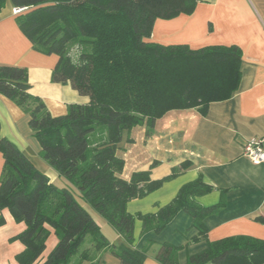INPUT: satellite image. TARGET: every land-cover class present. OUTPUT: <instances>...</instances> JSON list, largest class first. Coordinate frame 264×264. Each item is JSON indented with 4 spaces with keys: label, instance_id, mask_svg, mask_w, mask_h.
Listing matches in <instances>:
<instances>
[{
    "label": "trees",
    "instance_id": "16d2710c",
    "mask_svg": "<svg viewBox=\"0 0 264 264\" xmlns=\"http://www.w3.org/2000/svg\"><path fill=\"white\" fill-rule=\"evenodd\" d=\"M24 9L17 18L33 49L57 55L52 81L70 84L88 104L68 106L53 117L41 98L31 94L28 70L0 67V94L30 116L29 126L41 146V158L73 185L81 199L120 234L124 243L112 245L90 213L67 188H59L40 172L19 148L0 134L4 166L0 178L2 212L9 210L26 229L11 241L25 250L19 264H36L54 230L58 244L42 264H100L109 251L121 264H145L152 243L133 248L137 220L143 234H160L180 212L192 218L198 231L192 241H207V249L188 257V264H264V240L231 237L207 240L205 219L226 206L225 192L218 204L205 207L197 198L213 187L203 178L183 186L176 198L154 214L132 215L127 205L159 190L177 176L152 181L149 172L119 177L125 161L117 152L125 134L156 122L173 110L197 109L207 115L212 103L231 99L242 79V51L212 46L192 50L185 45L149 42L157 19L192 14L198 0H10ZM7 0H0V14ZM78 49L76 57L71 53ZM184 163L181 169H187ZM264 222V219H260ZM88 235L91 248L80 251ZM181 249L162 244L156 253L161 264H179Z\"/></svg>",
    "mask_w": 264,
    "mask_h": 264
},
{
    "label": "crops",
    "instance_id": "0c3cea01",
    "mask_svg": "<svg viewBox=\"0 0 264 264\" xmlns=\"http://www.w3.org/2000/svg\"><path fill=\"white\" fill-rule=\"evenodd\" d=\"M15 10L7 0L0 14V67L27 69L31 94L42 99L53 117L66 115L69 105L88 104L90 98L81 96L70 84L52 81L59 57L33 49L17 24L19 14ZM149 42L185 45L192 50L238 47L243 54L242 79L233 97L212 103L205 116L197 109L173 110L156 122L150 134L146 126L136 127L130 134L131 143L125 134L117 152L125 161L120 178L130 181L134 173L149 172L152 181H159L177 173L159 190L129 202L128 213H157L176 198L183 186L202 177L213 191L197 198L198 203L210 207L220 202L224 192L226 195L225 208L205 219L207 240L238 236L264 240V222L260 220L264 219V164L255 165L244 155L245 146L253 140H262L264 147V0H198L192 14L157 19ZM29 122L28 114L0 94L1 137L15 144L51 183L70 189L112 245L123 244V237L103 217L97 220L76 188L41 158V146ZM184 163L189 167L182 170ZM3 166L0 153V178ZM2 214L6 224L0 227V264H19L16 256L25 246L11 239L21 234L26 225L17 223L9 210ZM49 230L46 250L36 264L44 263L58 244L54 230ZM197 234L192 218L185 212H180L160 234H143V224L137 220L133 248L141 251L152 243L145 264H161L156 253L160 245L170 244L181 249L179 264H188L189 256L208 247L207 241H192ZM100 264L121 262L103 251Z\"/></svg>",
    "mask_w": 264,
    "mask_h": 264
},
{
    "label": "built area",
    "instance_id": "2783aa9c",
    "mask_svg": "<svg viewBox=\"0 0 264 264\" xmlns=\"http://www.w3.org/2000/svg\"><path fill=\"white\" fill-rule=\"evenodd\" d=\"M17 14H20L24 9H16ZM244 155L248 157L253 164H264V147L262 140H253L249 142L244 148Z\"/></svg>",
    "mask_w": 264,
    "mask_h": 264
},
{
    "label": "rangeland",
    "instance_id": "374dc122",
    "mask_svg": "<svg viewBox=\"0 0 264 264\" xmlns=\"http://www.w3.org/2000/svg\"><path fill=\"white\" fill-rule=\"evenodd\" d=\"M78 54V49L75 47L73 50H72V57H76ZM89 209L91 210V213L93 214V216L96 218L97 217V220L99 219H102V217L97 213L95 212L91 207H89ZM96 222V221H95ZM103 233V232H102ZM104 235V234H103ZM105 236V235H104ZM106 237V236H105ZM92 244H93V237L92 235H88L84 244L81 246L80 248V251H83L85 249H88V248H91L92 247Z\"/></svg>",
    "mask_w": 264,
    "mask_h": 264
}]
</instances>
